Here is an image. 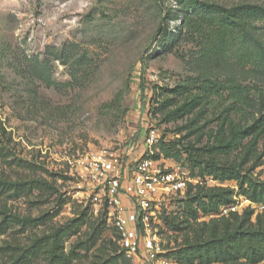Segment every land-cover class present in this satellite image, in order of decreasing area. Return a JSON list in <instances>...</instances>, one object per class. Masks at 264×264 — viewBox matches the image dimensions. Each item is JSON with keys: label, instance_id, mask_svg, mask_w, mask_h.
<instances>
[{"label": "rangeland", "instance_id": "1", "mask_svg": "<svg viewBox=\"0 0 264 264\" xmlns=\"http://www.w3.org/2000/svg\"><path fill=\"white\" fill-rule=\"evenodd\" d=\"M254 4L263 9L250 14ZM31 14L35 46L24 39ZM263 113L264 0H0V264L39 243L30 264L73 249L82 255L70 264H101L119 252L107 229L89 251L75 248L100 215L71 195L69 161L140 147L151 126L154 154L191 178L160 204L159 232L178 264H202L198 247L263 229L264 215L219 212L238 180L209 169L264 183V135L241 134ZM196 186L230 191L191 203Z\"/></svg>", "mask_w": 264, "mask_h": 264}, {"label": "built area", "instance_id": "2", "mask_svg": "<svg viewBox=\"0 0 264 264\" xmlns=\"http://www.w3.org/2000/svg\"><path fill=\"white\" fill-rule=\"evenodd\" d=\"M26 20L24 39L35 46L40 19L31 14ZM157 139L158 131L151 126L140 147L104 146L79 152L69 161L74 178L71 195L96 214L105 212L108 228L131 264H178L159 232L160 204L171 194L185 193L191 178L180 164L154 155ZM246 207L264 212V202L241 194L221 205L219 212L241 213Z\"/></svg>", "mask_w": 264, "mask_h": 264}, {"label": "trees", "instance_id": "3", "mask_svg": "<svg viewBox=\"0 0 264 264\" xmlns=\"http://www.w3.org/2000/svg\"><path fill=\"white\" fill-rule=\"evenodd\" d=\"M247 8L250 14L251 12H255L253 10L263 9L260 5L257 4L249 5ZM241 134L245 137L251 136L252 138L264 135V113L255 118V120L250 124L243 127L241 129ZM2 155L3 150L0 147V157H2ZM209 169H211V173L214 174L213 176L220 180L234 178L237 179L238 191L236 192V194L244 195L251 201L256 203L264 202L263 182L247 179L243 176H240L241 174L237 172L234 167L228 165H222L213 162L210 163ZM190 190L191 189L187 191V195H190ZM4 191L5 190L3 186L0 185V194ZM229 191V188H224L221 186H196V190L194 192V195L191 196L190 201L191 203L198 201L199 198L202 197L203 193L205 196L208 195L211 197H218L219 195L228 193ZM232 201H234V198L227 199L224 196L223 199L221 198L219 200V203L223 205L231 203ZM253 212L254 209L246 207L240 215H242L244 220L249 221L252 217ZM233 213L236 215L237 212H231V214ZM98 215H100V219L97 218L92 221L87 220L85 222L87 229L83 232L84 236L82 238H79V241L75 246L76 249L87 252L98 243L105 229L110 232V229L107 225L105 212L100 211ZM263 215V213L256 214L258 222L263 221L261 218V216ZM110 233L114 236V232ZM41 248L42 244L40 243L34 246L22 247L19 249L17 259L7 264H30L31 260L39 254ZM72 251L73 256H65L63 253L54 254L47 260L45 264H70L73 257L82 255L81 252H75V249H73ZM172 254H174V251L171 252V255ZM195 256L202 264H210L213 262H234L242 259L250 263H258L264 259V227L263 229H251L245 232H240L236 237L230 240L229 244L218 243L217 245L213 246L198 247V249L195 251ZM101 264H131V261L120 249L119 252H114L113 254H110L102 259Z\"/></svg>", "mask_w": 264, "mask_h": 264}]
</instances>
